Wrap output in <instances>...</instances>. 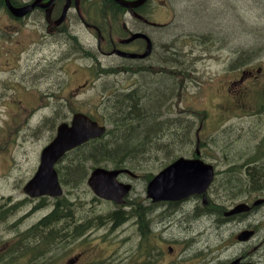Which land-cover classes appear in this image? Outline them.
<instances>
[{
	"label": "rangeland",
	"instance_id": "rangeland-1",
	"mask_svg": "<svg viewBox=\"0 0 264 264\" xmlns=\"http://www.w3.org/2000/svg\"><path fill=\"white\" fill-rule=\"evenodd\" d=\"M159 1L162 3L155 15L158 25H165L168 20L171 22L169 27L163 26L161 31L158 29L162 35L159 39L173 41L171 44H174L179 59L177 56H161L165 48L162 42L157 55L155 53L153 66L146 67V70L154 76L160 73L169 75L171 82L177 85L176 94L165 102V112L172 118L183 117L194 121L191 144L183 148L195 147L196 131L205 117L200 131L202 140L206 141L204 148H216L215 144H220L230 150L231 155L253 153L254 148L264 145V116L253 113L257 110L256 104L261 101L258 92L264 90V0ZM165 1L170 7H164ZM7 18L8 14L0 6V206L9 209L0 222V252L52 210V202L40 207L37 199L29 201L23 188L37 171L41 152L53 139L57 125L67 119L70 121L76 112L97 115L104 96L127 91L140 81L137 70L142 72L140 68L125 71L120 67L103 68L98 63L107 58L96 53L61 55L54 42L41 47L33 46L46 40H38L28 26H21L11 35L6 28ZM30 45L38 47L39 51L27 54L25 50ZM88 79L93 80L95 85L87 87L84 81ZM135 88L137 86H132V90ZM151 91L159 93L163 89L155 85L148 92ZM46 96L53 104L62 100L60 109L63 113L54 125L48 123L39 128L45 117L55 116L52 105L46 103ZM161 140L166 141V138ZM211 155L216 157L215 162L222 173L225 170L222 160L217 159V153L211 152ZM148 167L147 171L136 172L139 179H133L135 192L130 197L145 198L147 174H156L154 164ZM92 170L93 167L88 175ZM73 195L86 201V205L94 208L97 215L108 214L115 208L111 204L95 201L85 182L71 191L69 197ZM84 206L75 209L79 215L75 225L80 222L79 219L85 222L84 218H80L87 211ZM164 221V217L156 216L152 221L150 236L154 249L151 255L141 254L138 248L142 238L136 223H123L121 228L114 227L113 230L108 227L99 229L97 226L101 225L97 223L91 227L94 228L92 231H85L79 238H69L58 247L49 248L46 243L34 245L27 241L19 245L15 252L31 250L37 260L65 257V264L69 258L83 251L86 252V259H95L96 262L91 261V264H146L149 260L154 261L156 247L165 256L168 247L174 246L179 255L183 249L180 244L193 235L195 237L180 255L185 257L186 264L200 263L203 260L201 250L209 253L208 260L217 254L211 253L218 250L213 241L211 245L202 244L198 239L200 227L195 222L191 223V227L185 222L174 223L173 226L166 222V227L160 226ZM263 222L264 206L245 218L246 224L259 227ZM234 231L235 227L225 234L230 236ZM263 237L264 227L254 238L253 249ZM40 249L44 251L41 253ZM221 253L222 262L227 254L226 251ZM255 255L264 258V248ZM172 257L175 258L174 253H168L161 264H166ZM37 263L32 257L20 256V264Z\"/></svg>",
	"mask_w": 264,
	"mask_h": 264
},
{
	"label": "trees",
	"instance_id": "trees-1",
	"mask_svg": "<svg viewBox=\"0 0 264 264\" xmlns=\"http://www.w3.org/2000/svg\"><path fill=\"white\" fill-rule=\"evenodd\" d=\"M169 43L168 40L165 41L163 47H166V51L162 49L161 56L168 57L172 49L175 53L174 44ZM160 55L158 57L161 59ZM176 55L175 53L174 58ZM155 85L163 91L148 92ZM176 86V83L171 82L169 75H144L139 87L126 92H116L103 100L98 114L101 113V118L111 123L113 128L105 137L93 140L74 150L59 164L57 170L62 184L67 188V193L64 197L53 202L47 198L41 200L42 206L51 205L52 202V210L26 235H23V241L27 240L34 244L44 242L49 243L47 244L49 246L64 241L65 238L57 236L63 234L61 232L69 230L67 227L72 225L71 219L75 216L73 211L80 205H86V201L79 200L74 195L69 197V194L85 182L90 162L96 165L111 164L116 169L129 168L132 171H147L148 166L154 164V171H157L182 153L189 152L185 151L183 147L186 144H191L193 120L189 118L186 123L184 119H170L161 116L162 105L167 102L172 91L176 90ZM258 94L261 96V101L256 104L257 110L253 113L263 117L264 90ZM52 107L55 116H47L39 128L48 125V123L54 125L55 120L60 117V113H63L59 103L52 104ZM161 138H166V141L162 142ZM202 145L205 147L206 141L202 142ZM215 145L216 148H206L204 157L206 160L215 161L216 157L211 155V152L217 153V159H221L225 166V170L215 179L214 186L219 195L216 202L223 201L224 198H227L228 202L240 201L243 197L246 198L245 196L264 189V145L254 148L253 153L252 151L247 154L237 152L235 155H231L230 150L227 151L224 146ZM207 147L209 146L207 145ZM147 177L150 180L153 178V173L147 174ZM128 205L132 212H129L127 216L136 221L142 238L138 248L141 254L151 255L154 248L150 236L152 233L150 213L146 212L147 208L137 209L138 206L135 203ZM221 207L223 208V206ZM8 213L9 209L0 206V222L5 219ZM142 214L145 216L142 217ZM123 216V212L120 211L116 219H123ZM98 222L99 220H94L95 224ZM152 261L149 260L146 264H150Z\"/></svg>",
	"mask_w": 264,
	"mask_h": 264
},
{
	"label": "flooded vegetation",
	"instance_id": "flooded-vegetation-1",
	"mask_svg": "<svg viewBox=\"0 0 264 264\" xmlns=\"http://www.w3.org/2000/svg\"><path fill=\"white\" fill-rule=\"evenodd\" d=\"M11 2L17 8L32 6L31 11L24 17L14 16L6 7L8 14L6 28L11 35L15 34L21 26H28L37 38L46 40L42 42L44 46L46 43L54 42L61 55H76L78 52L87 55L96 53L102 58H107L98 63L104 68L120 67L124 71L140 68L142 72L136 69L140 73L139 83L134 84L137 87L141 84L142 76L151 75L146 67L153 66L154 54L159 45L164 42L162 38L159 39L158 29L161 31L163 26L171 25L170 20H168L170 23L167 21L168 16L165 25L157 23L155 15L162 3L159 0H148L133 11L122 7L117 0H11ZM3 4H5L4 0ZM164 5V7L169 6L167 1ZM137 34L145 35V38L133 39ZM149 47H151V54L146 58L132 59L119 55L120 53L142 55ZM37 51L39 48L32 45L25 50L27 54ZM84 83L89 82L87 80ZM138 179L139 177L135 180ZM201 200L200 196H195L185 201L189 203L190 208L184 209L180 208V203L165 201L154 203V206L156 212L160 214L181 213L184 217L186 214L196 213L199 225L205 230L207 243L210 244L213 241L215 247L222 252L226 251L225 255L227 254L221 262L222 254L219 252L212 259L207 260L208 264H264L263 256L255 255V252L258 253L259 249L264 248V245L259 244L253 249L255 233L248 241L239 240L242 233L255 230L252 227L253 224L245 223V218L257 209L227 216L226 211L216 209L212 207V204L210 206L209 202L205 205L202 201L201 204ZM244 203L252 205L248 201ZM182 222H185L183 218L180 224ZM234 227L236 231L226 236L225 233ZM231 249L233 251L230 253ZM82 257L83 254L78 253L67 264H88L82 262Z\"/></svg>",
	"mask_w": 264,
	"mask_h": 264
},
{
	"label": "water",
	"instance_id": "water-1",
	"mask_svg": "<svg viewBox=\"0 0 264 264\" xmlns=\"http://www.w3.org/2000/svg\"><path fill=\"white\" fill-rule=\"evenodd\" d=\"M118 1L124 7L133 9L144 4L147 0ZM6 4L19 17L29 11V8L16 9L12 7L9 0H6ZM147 55H149V51L142 57ZM104 132L105 129L100 127L97 122L81 113L75 114L70 124H61L55 139L42 150L38 170L24 187L25 193L33 198L62 196L63 188L56 170L57 163L67 152L85 144L90 139L102 136ZM121 173V171L97 169L90 177L89 185L98 197L121 204L124 201L123 198L129 194L132 188L131 185L117 180ZM213 178L214 171L211 165L200 159L183 157L162 170L149 182L147 194L155 201L179 200L194 193H204ZM241 208L243 207L240 206L237 209ZM249 235L251 233H245L239 238L245 240Z\"/></svg>",
	"mask_w": 264,
	"mask_h": 264
},
{
	"label": "bare ground",
	"instance_id": "bare-ground-1",
	"mask_svg": "<svg viewBox=\"0 0 264 264\" xmlns=\"http://www.w3.org/2000/svg\"><path fill=\"white\" fill-rule=\"evenodd\" d=\"M204 35V34H203ZM208 36V35H207ZM168 40V39H167ZM164 41V43H165V40H163ZM169 41H171V40H169ZM158 42V41H157ZM170 44V43H169ZM171 46V45H170ZM163 47V46H162ZM160 48V47H159ZM166 48V47H165ZM165 48H163V49H165ZM149 49V48H148ZM162 49V48H161ZM160 50V49H159ZM248 50V49H247ZM166 51V50H165ZM164 50H163V52H165ZM169 51V50H168ZM161 52V51H160ZM178 52V51H177ZM175 53H176V51H175ZM175 53H174V50L172 49L170 52H169V56L168 57H170V56H173L174 57V55H175ZM177 56V55H176ZM177 58H178V56H177ZM170 59V58H169ZM173 59V58H172ZM179 59V58H178ZM167 62H168V59H167ZM172 63H177V62H172ZM183 67V66H182ZM184 67H186V66H184ZM183 67V68H184ZM184 70V69H183ZM186 70H187V68H186ZM173 73V72H172ZM109 87V86H108ZM138 93V92H137ZM128 96V95H127ZM130 98H132V97H130ZM130 98H128V99H130ZM124 100H125V98H124ZM140 115V114H139ZM147 123V122H146ZM157 124V123H156ZM162 124V123H161ZM153 125V124H152ZM158 125V124H157ZM166 126H168V125H166ZM164 129V128H163ZM152 130V129H151ZM158 135V134H157ZM171 139V138H170ZM93 141V140H92ZM91 141V142H92ZM145 215L144 214H142V217H144ZM142 220V219H141ZM148 220V219H147ZM142 221H144V220H142Z\"/></svg>",
	"mask_w": 264,
	"mask_h": 264
}]
</instances>
